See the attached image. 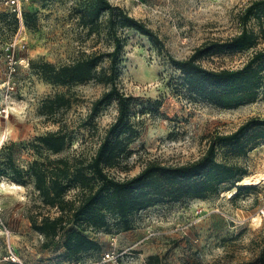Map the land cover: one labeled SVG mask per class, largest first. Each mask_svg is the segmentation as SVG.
<instances>
[{
    "label": "rangeland",
    "instance_id": "rangeland-1",
    "mask_svg": "<svg viewBox=\"0 0 264 264\" xmlns=\"http://www.w3.org/2000/svg\"><path fill=\"white\" fill-rule=\"evenodd\" d=\"M91 1L29 0L26 22L20 25L0 0V264H74L65 255V234L53 239L33 228L34 220L59 212L44 204L29 169L46 159L91 161L118 118L117 101L94 109L111 84L94 80L58 86L42 73L46 62L62 66L85 53L112 50L105 25L100 35H88L81 24L80 10ZM110 1L143 21L165 44L160 52L140 33L120 32L125 45L116 84L136 98L131 121L139 136L110 175L130 178L152 161L192 162L207 151L214 134H231L251 121L240 141L245 153L233 145L221 146L217 153L219 162L247 170L248 179L237 185L249 189L238 197L235 187L206 200L158 205L136 214L129 231L119 230L110 218V233L88 232L101 249L84 254L82 264H96L106 252L119 255L110 264H264V86L256 102L219 108L194 97L169 61V56L187 59L208 42L240 34L241 14L254 0ZM248 27L258 30L254 21ZM263 50L264 38L259 37L251 49L200 62L211 70L239 69ZM109 65L105 61L100 69ZM61 95L68 104L51 109L48 102ZM55 132L67 141L58 154L40 142ZM254 182L259 184H249ZM78 193L71 189L69 197Z\"/></svg>",
    "mask_w": 264,
    "mask_h": 264
},
{
    "label": "trees",
    "instance_id": "trees-1",
    "mask_svg": "<svg viewBox=\"0 0 264 264\" xmlns=\"http://www.w3.org/2000/svg\"><path fill=\"white\" fill-rule=\"evenodd\" d=\"M12 15L19 24L16 15ZM26 16L24 8V23ZM80 21L88 35H100L105 25V32L112 40V50L85 53L73 63L62 66L46 62L42 65L43 77L58 86L94 80L111 84V89L95 102L94 109L117 101L118 118L91 161L46 159L34 161L29 169L44 204L59 212L54 218L46 216L41 222L34 220L33 228L53 239L65 234V255L74 264H82L84 254L101 249L88 232L105 230L110 233V218L116 220L114 226L119 230L129 231L136 214L158 205L206 200L235 187L238 190L234 197H238L243 190L249 189L237 185L248 176L247 170L226 161L219 162L217 153L221 146L233 145L235 151L243 149L241 138L252 126L248 121L231 134H214L207 151L192 162L174 165L152 161L133 177L121 180L111 176L109 171L118 167L131 153L129 146L139 136L131 121L136 98L126 96L116 84V70L125 45L120 32L134 30L149 38L160 52L165 44L143 21L114 6L110 0H92L85 4L80 10ZM240 21L243 30L232 38L208 42L187 59L169 56L171 65L183 75L188 91L197 99L219 108L231 109L256 102L264 86V50L256 52L239 69L211 70L200 62L208 56L243 52L255 47L259 37L264 38V0L251 2L241 14ZM252 21L258 27L257 31L248 27ZM105 61L110 63L109 67L100 69V64ZM67 104L61 95L47 105L53 109L55 105L62 108ZM40 142L53 154L62 152L67 143L66 136L59 132L47 134L40 138ZM71 189L79 191L74 199L69 197ZM262 259L264 263V250Z\"/></svg>",
    "mask_w": 264,
    "mask_h": 264
},
{
    "label": "built area",
    "instance_id": "built-area-1",
    "mask_svg": "<svg viewBox=\"0 0 264 264\" xmlns=\"http://www.w3.org/2000/svg\"><path fill=\"white\" fill-rule=\"evenodd\" d=\"M28 1L29 0H3L5 7L8 8L11 13L16 15L20 25H23L24 23V4ZM11 257L15 261L13 254ZM117 258H119V255H115L113 252H106L96 264H110L115 262Z\"/></svg>",
    "mask_w": 264,
    "mask_h": 264
},
{
    "label": "bare ground",
    "instance_id": "bare-ground-1",
    "mask_svg": "<svg viewBox=\"0 0 264 264\" xmlns=\"http://www.w3.org/2000/svg\"><path fill=\"white\" fill-rule=\"evenodd\" d=\"M246 179H248V177H246ZM249 184H253V185H258L259 183H256V182H254V183H249ZM15 188H18L19 186H14ZM19 189V188H18ZM235 193V192H234Z\"/></svg>",
    "mask_w": 264,
    "mask_h": 264
}]
</instances>
